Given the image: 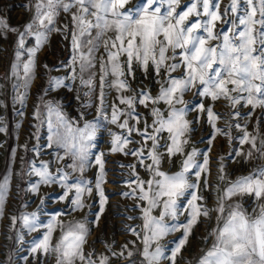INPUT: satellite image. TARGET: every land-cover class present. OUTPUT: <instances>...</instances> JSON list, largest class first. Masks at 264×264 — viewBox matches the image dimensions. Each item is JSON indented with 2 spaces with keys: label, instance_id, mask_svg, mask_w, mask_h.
Returning <instances> with one entry per match:
<instances>
[{
  "label": "snow or ice",
  "instance_id": "snow-or-ice-1",
  "mask_svg": "<svg viewBox=\"0 0 264 264\" xmlns=\"http://www.w3.org/2000/svg\"><path fill=\"white\" fill-rule=\"evenodd\" d=\"M243 2L246 7L240 12V0H231L230 10L236 17L228 30L220 33L214 32L215 22L220 19L219 5H213L211 0H193L187 10L180 12H177L179 0H137L131 7H128L130 0H36L34 14L24 24L23 30L9 26L0 18V31L18 33L11 76L16 81L13 84L16 92L14 100L22 107L26 104L28 90L36 76L37 53L48 42L52 32L64 34L69 31L68 24L62 28L56 27L61 12L71 13L72 56L67 65L63 62L60 65L68 67L70 75L50 76L45 93L59 88L71 89L72 83L79 80L80 86L87 89L84 96L90 97L96 88L95 69L99 62L97 117L123 130L118 133L109 129L110 151L135 156L139 165L149 173V178L144 180L135 173L136 165H129L135 176L129 186L135 183L136 187L122 193L144 202L143 205L137 204L142 225L126 226V230L142 243V248L136 249L142 258L140 264H164L165 261L167 264H177V257L187 245L194 227L202 217L211 220L212 213H216L215 226L203 238L205 243L211 238L212 244L206 251L202 250L203 254L195 264H264V164L231 179L225 171V158L219 157V183L213 188L216 205L212 208L207 206L205 197L198 192L202 177L203 188L206 190L210 187L208 153L212 140L216 133L231 139V133L216 126L219 114L211 106L205 108L203 102L196 108L198 112L206 113L208 123L214 130L213 135L206 151L192 147L190 152H185V146L189 143L187 135L194 130L191 127L193 121L186 118L191 109L184 100V94L191 89H197L196 95L210 97L212 101L224 98L232 108L241 101L244 106L251 105L253 109L264 108V0ZM198 5L202 6V12L198 11ZM73 8L75 12H72ZM193 15L207 19L189 21ZM201 31L206 35H201ZM29 37L35 38L32 46H27ZM210 41L217 43L210 44ZM101 48L103 54L97 57ZM25 56L27 59H23ZM134 66L145 73L151 66L157 76L162 72L166 74V79L158 81L160 88L155 96L143 88L132 96L118 95L119 103L126 105V108L112 104L109 118L105 89L115 88L117 93L130 91L128 77L134 78ZM178 69L182 71L173 75ZM161 103L167 106L166 110L155 106ZM137 104L145 108L153 105L150 109L152 123L145 120L143 129L135 124L129 125L133 119L136 123L140 122ZM85 106H91V101ZM19 114L23 115L22 112ZM33 115L47 126V146L63 150V155L57 153L55 158L63 160L67 156L72 162L58 168L55 174L49 170L50 162L40 161V167L32 162L31 174L39 177V180L31 185V191L38 192L41 184H59L64 189L58 197L60 201L69 200V193H72V210L84 208L85 194L90 196L93 191L91 183L83 175L70 177L64 169L83 174L90 166L91 149L95 147L93 142L101 128L99 119L87 120L83 112L79 114V119L70 117L59 102L44 101L43 97ZM234 115L239 116L240 112ZM121 117H124L122 121ZM233 126L242 132L238 137L240 144L250 145L246 153L236 151L235 155H243L248 160L256 153L259 158H264V137L249 133L246 126L238 123L228 125L229 128ZM4 130L0 127V132ZM134 132L142 138L143 143L140 147L129 149L127 146L130 143H140L131 139ZM165 132L167 137L163 136ZM148 141H151L150 147ZM161 147L165 149L164 152L160 151ZM177 155L183 157L179 169L163 170L164 157L171 161ZM103 156L100 153L95 157V164L99 167L95 189L100 197V212H103L106 202L101 187L105 176ZM145 160L151 162L145 164ZM70 179L74 182L70 183ZM9 181L10 177L5 176L0 182V215H3ZM245 197L252 199L251 212L244 207ZM43 203L42 199L38 209ZM156 210H159L158 215L153 214ZM61 214L49 217L46 223L40 220L38 211L19 217L28 232L43 230L40 238L31 241L30 252L55 255V264H109L108 255L100 254L97 257L95 250L85 252L91 233L89 224L99 221V213L95 221H89L85 216L68 222L58 219ZM181 216L184 220L180 219ZM16 219L12 217L13 224ZM57 229L60 234L53 242ZM176 232L182 233L177 240L162 243ZM19 238L24 239L22 235ZM130 243L135 245L136 242ZM106 248L111 252V245H106ZM125 251L127 257H124ZM134 254L127 244L119 252H111L112 256L129 259L130 264H135L131 259Z\"/></svg>",
  "mask_w": 264,
  "mask_h": 264
},
{
  "label": "rangeland",
  "instance_id": "rangeland-1",
  "mask_svg": "<svg viewBox=\"0 0 264 264\" xmlns=\"http://www.w3.org/2000/svg\"><path fill=\"white\" fill-rule=\"evenodd\" d=\"M36 0H0V18H3L11 27L23 30V26L27 23L34 14V5ZM193 0H179L177 12L187 10ZM137 0H130L128 7L135 5ZM213 5H219L220 19L215 22L214 32H226L231 26V22L235 19L236 14L230 10L231 0H211ZM246 7L243 0H240L239 11L242 12ZM167 8V5H164ZM228 9L226 12L225 10ZM216 10V9H214ZM76 9L73 8L72 12ZM198 11L202 12V6L198 5ZM197 19H207V17L190 16L189 21ZM65 24L69 25V31L61 34L60 32H52L48 42L37 53V67L36 76L28 90L26 104L22 107L19 102L14 100L16 95L13 89V84L16 82L15 78L11 76V65L15 60V49L18 33L12 31H0V127L5 130L0 132V182L5 176L10 177L9 188L3 206V215H0V264H55V255L47 256L40 252L32 254L30 252L31 241L34 238H40L42 231L28 232L23 227L22 221L19 217L22 214L38 211L40 220L44 223L47 219L57 213H62L58 219L64 222L70 220H79L87 216L89 221H95L96 214L99 213V221L89 224L91 233L88 236V243L85 245V252L95 250L96 256L105 254L110 257L109 264H130L127 257V251L124 257L112 256L111 252H119L124 244L128 245V249L135 254L131 258L135 264H140L142 259L136 249L142 248V243L136 236L126 230V226L142 225V220L139 219L141 215L140 208L137 204L143 205L144 202L138 201L135 197L124 196L122 193L130 192L136 187L134 181L135 176L133 169L129 165H136L135 173L142 179L147 180L149 173L137 162V158L131 155H124L120 152H111V136L109 129L114 132H122L116 125L108 123V121L97 117V107L99 106V62L96 66V88L90 97L84 96L87 91L79 84V80L72 83L71 89L59 88L53 89L45 93L48 87V79L50 76H68L70 69L68 67H61V62L67 65L72 56L71 48V13H63L57 17L56 27L62 28ZM109 35H112L109 33ZM201 35H206L201 31ZM210 44H215L217 41H210ZM35 44V38L29 37L27 46ZM103 54V48L97 53V57ZM171 53H169L170 55ZM27 59V57H23ZM171 62V61H169ZM44 65L48 67L45 68ZM182 69H178V75ZM22 74V73H21ZM112 77H109L111 80ZM166 79V74L162 72L160 76L155 74V71L149 66L147 73L140 67L134 66V78L128 77V82L131 86L130 91L117 93L115 88H106L105 104L107 106V114L110 118L111 105L116 104L120 108H126V105L119 103L117 96L122 94L125 96L135 95L136 92L143 88L150 91L155 96L160 88L158 81ZM231 87V86H229ZM79 90V91H77ZM23 91V89H21ZM197 89L193 88L184 94V100L188 102L191 109L186 118L193 121L191 127L194 129L187 135L189 140L188 145L185 146V152H190L192 147L198 148L204 152L208 148V141L213 135V128L208 123L206 113L198 112L196 106L201 102L205 108L211 106L213 111L219 114V119L216 121V126L223 129L225 132L231 133L229 136L220 133L215 134V139L212 140L211 151L208 153L210 157L209 167L210 175L208 181L210 187L203 188V177L201 179V187L198 194L205 197V203L209 208L215 207V192L213 188L219 183L217 179L218 166L220 163L219 157L223 156L225 171L229 178L235 179L236 176L241 175L246 169L244 156H236V151L247 152V143L241 145L238 137L242 132L234 126L229 128L228 125L240 124L242 127L246 126L249 133L254 134L260 127H264V108H252L251 105L244 106V102L232 108L224 98L212 101L210 97H200L196 95ZM79 95V99L77 96ZM41 97L44 101L52 100L59 102L64 111L70 117L79 119V114L84 113V118L87 120L99 119L101 128L97 133V137L93 142L95 147L91 149L89 157L90 166L86 167L83 174L78 171H72L65 168L69 172L70 177H83L91 183L92 194L89 196L85 194V207L73 211L70 206V198L72 193H69V200L60 201L58 197L63 194L64 189L59 184H41L38 192L31 191V185L39 180V177L31 174V163L35 162L37 167H40V161H48L49 170L56 173L58 168H63L65 164H70L72 161L65 156L63 160H57L56 154L63 155L62 149H57L55 146L49 148L48 132L46 124H41L34 115L36 106L41 104ZM91 101V106H85ZM162 111L166 110V105L161 103L155 105ZM153 107L149 104L147 108L143 105H136V112L140 113V122L130 120L129 125L135 124L137 128L143 129L144 121L147 120L149 124L152 123V116L150 109ZM239 111L240 115L235 116L234 113ZM22 112L23 115L19 113ZM166 115V111H165ZM197 117L199 119L197 120ZM124 117H121V121ZM82 123V122H81ZM19 124V127L17 125ZM151 131V129H149ZM167 132L163 134L167 137ZM131 139L139 141L140 143H130L127 147L137 148L143 143L142 138L137 133H132ZM163 144V139L161 140ZM27 147H24V146ZM148 146H151V141H148ZM38 149V151L36 150ZM13 151L15 155H13ZM164 152L163 147L160 148ZM103 153L104 159V183L101 187L104 190L106 202L103 206V212H100V197L95 189L96 175L99 171L98 165L95 164V157ZM232 153V156H229ZM183 157L177 155L169 161L165 156L162 164L163 170L177 171L179 169L180 161ZM202 159V157L200 158ZM150 160H145L144 163H150ZM194 180L195 177H192ZM70 183L74 180L70 179ZM222 186V185H221ZM44 203L38 209L41 200ZM154 215L159 214L156 210ZM216 213H212V219L208 220L201 218L200 222L194 227L192 234L188 239L187 245L182 249L180 256L177 257V264H193L197 255L205 250L209 245L211 238L204 242V237L215 226ZM12 217H16V222L13 224ZM129 217H137V219H129ZM184 220V217H180ZM59 229L53 234V242L59 237ZM24 239L20 240V236ZM182 235L181 232H176L168 236L165 241L177 240ZM135 241V245L130 243ZM106 245H111V252L108 251ZM96 258V257H94ZM164 264H167L165 261Z\"/></svg>",
  "mask_w": 264,
  "mask_h": 264
},
{
  "label": "crops",
  "instance_id": "crops-1",
  "mask_svg": "<svg viewBox=\"0 0 264 264\" xmlns=\"http://www.w3.org/2000/svg\"><path fill=\"white\" fill-rule=\"evenodd\" d=\"M253 135H259L261 137H264V127H260L258 129V131H255V133ZM249 148H250V145L247 144V151L249 150ZM260 164H264V158H259L257 156V154L254 153L253 154V158L248 159V161L246 163V169H245V171L242 174H247L252 168H254V167H256L257 165H260ZM243 203H244V207L249 212H251L252 211V199L250 197H245L244 200H243ZM211 244H212V239H211L209 245L203 251H206L211 246ZM203 251L197 255L196 259L203 254ZM196 259L193 261V264H195Z\"/></svg>",
  "mask_w": 264,
  "mask_h": 264
}]
</instances>
